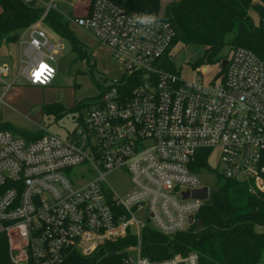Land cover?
<instances>
[{"label": "built area", "instance_id": "built-area-1", "mask_svg": "<svg viewBox=\"0 0 264 264\" xmlns=\"http://www.w3.org/2000/svg\"><path fill=\"white\" fill-rule=\"evenodd\" d=\"M18 1L40 6L42 14L19 31L14 75L10 61L0 57L2 94L18 77L50 84L62 51L61 37L43 23L56 4ZM73 22L110 49L122 72L104 84L67 136L45 131L29 140L0 130V233L10 263L61 264L71 250L89 255L130 233L134 264H199L196 252L160 260L141 255L142 230L171 234L195 222L211 193L199 176L215 170L212 149L218 151L216 175L264 193V59L237 46L212 78L189 79L159 65L175 30L158 15L92 0ZM206 68L194 69L202 74ZM129 77L135 83L128 88ZM204 155L206 166H197ZM82 165L90 179L67 176ZM115 170L127 172L132 183L122 195L105 178ZM203 186L207 199L190 195ZM125 262L133 264L129 255Z\"/></svg>", "mask_w": 264, "mask_h": 264}, {"label": "trees", "instance_id": "trees-1", "mask_svg": "<svg viewBox=\"0 0 264 264\" xmlns=\"http://www.w3.org/2000/svg\"><path fill=\"white\" fill-rule=\"evenodd\" d=\"M128 11H144L160 16L175 30L169 50L178 42L202 47L201 53L187 62L192 68L215 64L227 58L223 48L243 46L264 59V0H175L168 3L160 14V0H125L120 3ZM253 8L258 13L255 24L248 14ZM42 8L18 0H0V47L15 44L19 31L40 18ZM43 23L68 41L70 50L81 59L89 60L86 46L69 27V20L56 9L49 11ZM168 50V51H169ZM159 65L178 73L173 58L162 56ZM91 67L93 65H90ZM222 71V69H221ZM135 82L127 78V87ZM98 94L79 100L66 109L59 102L45 106V113L55 119L76 111L77 125L96 99L104 84L95 82ZM8 123L0 130L11 132ZM24 138L34 140L43 132L20 131ZM205 167V155L196 160ZM217 187L195 215V222L186 229L164 234L147 226L142 230L141 255L151 260L166 259L174 254H198L199 264H261L264 261V193L252 192L246 183L223 179L216 175ZM135 238L128 233L114 241H105L89 255L76 250L67 253L61 264H127L128 251ZM0 264H11L7 251V238L0 233Z\"/></svg>", "mask_w": 264, "mask_h": 264}, {"label": "rangeland", "instance_id": "rangeland-1", "mask_svg": "<svg viewBox=\"0 0 264 264\" xmlns=\"http://www.w3.org/2000/svg\"><path fill=\"white\" fill-rule=\"evenodd\" d=\"M48 1L54 2L56 10H59L63 17L69 20L70 29L87 48L89 60L79 58L75 52L70 50L68 41L61 37L62 51L55 59V74L50 84L46 86L30 85L18 77L13 85L2 94L5 85L0 82V124L8 123L13 127L11 132L16 136L24 137L20 131L43 133L50 131L60 136H67L77 126V112L70 111L55 119L52 115L45 113V106L51 102H59L66 109L72 108L75 102L95 97L98 94L95 82L108 84L111 79L118 77L122 72L119 63L111 55L110 49L98 43L90 32L74 24L73 12L70 15L69 13L75 0ZM119 1L124 2V0ZM173 1L175 0H160L159 13L162 14L164 7ZM248 14L257 24V10L250 8ZM56 34L54 32V36ZM231 50L230 45H226L222 53L228 57ZM201 51L202 47L178 42L167 52V55L173 58L185 78L191 79L196 76L207 81L219 69V63L222 60L215 64H208L204 73H196L195 69L187 62L196 58ZM16 56V44L0 47V57L10 61L13 69L12 75L15 74ZM217 154V149H212L209 158V165L215 170L199 176L200 184L208 186L211 191L217 187L215 173L220 168ZM80 174L85 180L91 178L87 166L84 165L73 167L67 176L78 179ZM105 178L108 185L119 195L132 188L130 176L124 170L112 171ZM256 230L264 232V226H257ZM128 255L134 264L137 259V250L129 249ZM261 264H264V261Z\"/></svg>", "mask_w": 264, "mask_h": 264}, {"label": "crops", "instance_id": "crops-1", "mask_svg": "<svg viewBox=\"0 0 264 264\" xmlns=\"http://www.w3.org/2000/svg\"><path fill=\"white\" fill-rule=\"evenodd\" d=\"M115 1H117L119 3H123V2H121L119 0H115ZM89 6H90V0H75V2L72 5V9H71L69 15L72 12H73L72 14L74 15V17L83 15V14H85L88 11Z\"/></svg>", "mask_w": 264, "mask_h": 264}, {"label": "water", "instance_id": "water-1", "mask_svg": "<svg viewBox=\"0 0 264 264\" xmlns=\"http://www.w3.org/2000/svg\"><path fill=\"white\" fill-rule=\"evenodd\" d=\"M226 63H227V59H223L219 65H220V68H224L226 66ZM184 196H188L189 195V192L185 191L183 192ZM190 195L192 197H196V198H199V199H207L208 197V189L206 186H203L202 188H199V189H194L191 191Z\"/></svg>", "mask_w": 264, "mask_h": 264}, {"label": "clouds", "instance_id": "clouds-1", "mask_svg": "<svg viewBox=\"0 0 264 264\" xmlns=\"http://www.w3.org/2000/svg\"><path fill=\"white\" fill-rule=\"evenodd\" d=\"M145 19H154V18H145Z\"/></svg>", "mask_w": 264, "mask_h": 264}, {"label": "flooded vegetation", "instance_id": "flooded-vegetation-1", "mask_svg": "<svg viewBox=\"0 0 264 264\" xmlns=\"http://www.w3.org/2000/svg\"><path fill=\"white\" fill-rule=\"evenodd\" d=\"M91 1V0H90Z\"/></svg>", "mask_w": 264, "mask_h": 264}]
</instances>
